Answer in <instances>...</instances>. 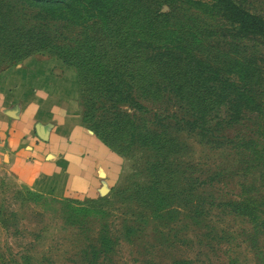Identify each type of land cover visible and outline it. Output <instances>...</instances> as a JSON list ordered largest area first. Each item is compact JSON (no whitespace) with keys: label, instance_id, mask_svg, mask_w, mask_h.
<instances>
[{"label":"rangeland","instance_id":"obj_1","mask_svg":"<svg viewBox=\"0 0 264 264\" xmlns=\"http://www.w3.org/2000/svg\"><path fill=\"white\" fill-rule=\"evenodd\" d=\"M235 1L264 15V0ZM213 2L173 0L202 30V40L191 38L193 51L212 64L219 57L216 60L217 53L205 46L226 49L233 41L228 32L209 34L227 25ZM168 9L164 3L162 10ZM73 14L67 6L0 0V75L28 56L57 57L62 36L75 37L82 25L101 35L94 16L79 26L73 24L79 20ZM45 24L46 33L39 36ZM13 42L23 43L18 54L10 50ZM242 42L258 51L261 56L256 59L264 62L263 45L252 39ZM45 44L47 50L42 51ZM27 52L32 54L26 56ZM23 53L26 57L18 56ZM167 95L143 103L151 108L162 102L170 111L184 113L176 105L187 103L175 91ZM209 116L214 128L207 134L188 124L177 131L172 119L170 129L176 131L178 142L170 150L168 167L175 176L165 187L172 205L135 193L146 182L141 170L146 158L139 153L120 154L117 182L106 194L92 198L32 189L0 163V264H264V111H245L231 125L222 120L229 118L223 108ZM216 120H222L220 125H213ZM239 201L250 204L249 210L237 208ZM159 205L166 210L160 213Z\"/></svg>","mask_w":264,"mask_h":264},{"label":"trees","instance_id":"obj_2","mask_svg":"<svg viewBox=\"0 0 264 264\" xmlns=\"http://www.w3.org/2000/svg\"><path fill=\"white\" fill-rule=\"evenodd\" d=\"M29 1L71 8L72 16L79 19L73 21L75 25L85 24L92 16L101 24L100 36L86 25L77 29L75 37L63 35L57 57L77 69L82 122L117 153H139L146 158L141 169L146 182L135 192L145 200L173 204L165 198V187L175 176L174 169L168 167L170 150L178 142L176 131L170 129L172 119L177 131L188 124L207 134L214 128L209 120L213 110L228 112L229 118L222 119L228 125L241 120L245 111H264V62L256 59L261 56L258 51L241 45L244 39H252L264 46V15L235 0L212 3L227 25L211 29L209 34L228 32L235 41L226 49L211 43L205 46L217 53L219 61L214 64L193 51L191 38L202 40V30L173 0ZM164 3L168 10H162ZM76 4L79 10L73 7ZM47 26L40 28L39 36L46 33ZM14 43L10 50L18 54L23 43ZM47 47L43 45L42 51ZM170 90L188 105L176 108L190 114H177L162 102L151 108L143 103L149 98H168ZM222 120L213 125H220ZM249 205L239 201L236 206L249 210ZM158 209L161 213L166 207L159 205Z\"/></svg>","mask_w":264,"mask_h":264},{"label":"crops","instance_id":"obj_3","mask_svg":"<svg viewBox=\"0 0 264 264\" xmlns=\"http://www.w3.org/2000/svg\"><path fill=\"white\" fill-rule=\"evenodd\" d=\"M76 71L32 55L0 75V163L28 187L92 198L117 182L122 156L81 120Z\"/></svg>","mask_w":264,"mask_h":264}]
</instances>
